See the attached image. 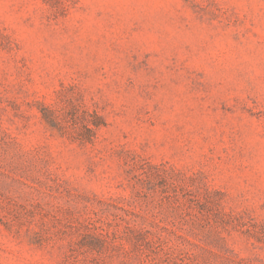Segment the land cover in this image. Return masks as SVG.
Listing matches in <instances>:
<instances>
[{
	"label": "rangeland",
	"instance_id": "obj_1",
	"mask_svg": "<svg viewBox=\"0 0 264 264\" xmlns=\"http://www.w3.org/2000/svg\"><path fill=\"white\" fill-rule=\"evenodd\" d=\"M0 264H264V0H0Z\"/></svg>",
	"mask_w": 264,
	"mask_h": 264
}]
</instances>
